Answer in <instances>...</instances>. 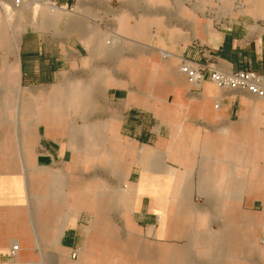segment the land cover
<instances>
[{"label": "crops", "instance_id": "0c3cea01", "mask_svg": "<svg viewBox=\"0 0 264 264\" xmlns=\"http://www.w3.org/2000/svg\"><path fill=\"white\" fill-rule=\"evenodd\" d=\"M110 1L89 0L102 15ZM119 1L116 40L43 8V25L0 45V260L12 243L25 260L36 241H55L80 264H264V105L207 74L192 86L178 69L186 58L264 75V26L228 14L219 28L174 0H148L154 15L143 16V0ZM195 162L199 192L221 195L208 208L215 223L224 211L225 231H208L188 179L175 180ZM121 172L123 192L94 180ZM116 208L135 223L125 217L124 238ZM79 210L93 218L83 246ZM179 237L190 244L171 248Z\"/></svg>", "mask_w": 264, "mask_h": 264}, {"label": "rangeland", "instance_id": "374dc122", "mask_svg": "<svg viewBox=\"0 0 264 264\" xmlns=\"http://www.w3.org/2000/svg\"><path fill=\"white\" fill-rule=\"evenodd\" d=\"M44 4L40 3L41 6H45L46 3L50 4V2H54V5L57 9V11L66 13L73 17L72 26L77 27L81 30L86 31L87 29H99L106 32L108 39V42L112 41V39L116 40L118 37V34H120V26L121 23L124 22V18L119 16L118 9L123 8V3L119 0H111L110 1V10L109 12H106V15L98 14L95 11H92L91 9L95 8L90 4L89 0H73V2L63 7V4L60 0H40ZM177 4H182L183 9L187 11H192L193 9L200 10L204 14L205 18L212 22L213 24H216L218 22H221L223 19H227L228 14L231 15H244L248 17L249 19H252L264 26V0H174L173 6L176 7ZM39 4L37 5H31L36 7H25L21 9H15L13 8L7 1L3 2L2 5H0V45H4V48H7V50L12 48L11 44L13 45L15 39L18 37V32L25 26H36V25H43L44 23H41L40 20L44 17V9L46 7H40ZM131 6H133V3H131ZM153 6V3L149 2L148 0H143L141 3V10L143 16H149L152 12H150V8ZM47 12L50 13V16H53L54 14L47 9ZM149 12V13H148ZM153 14V13H152ZM154 15V14H153ZM184 15V14H181ZM152 17V16H150ZM133 19V18H130ZM221 19V20H220ZM51 24V23H47ZM71 25V22L68 23ZM90 31V30H89ZM10 40V47H6L7 40ZM6 44V45H5ZM4 53V54H3ZM3 53H0L1 55H6V51H3ZM82 82H79V86H82ZM4 88V87H3ZM252 99H254L255 102H258L260 105H264V99L257 98L254 96H251ZM62 99H57V102L59 105H63L65 103H61ZM176 167V166H175ZM193 169H187L182 167H177L176 169V175L175 180L178 177H183L185 180L188 179V189L190 190L189 193V200L193 202V206L195 208H198L197 211L201 212L203 210L204 212H207L210 216L209 220L210 224L207 226L208 231L214 232V231H225L226 225L224 220L223 212L220 214L221 211L218 210V213L216 215L217 222L215 223V215L213 213H217V210L213 208H208L209 205L214 204L213 202L215 198L218 199V197H221L220 194H214L213 192H204L201 190L199 192L198 190V169H197V163H194ZM98 167H95L97 169ZM94 180H99L100 182L103 181L104 183H107L111 186V188L114 189H121L124 190V186L121 185L122 180H124L122 176L119 173L118 176H112L108 178H95ZM244 180V177H243ZM123 192V191H122ZM226 197H230L226 195ZM200 208V210H199ZM125 214H129V216H126ZM111 217L115 224H118V226L121 224L122 232L120 233V238L125 237L123 222H125V217L128 218L129 222H131L133 225L135 223L133 222L131 218V214L127 212L125 209H115L111 211ZM92 215L88 211H78L77 213V224L76 229L79 231L80 234V242L81 246L85 242L86 236H88L89 227L92 223ZM218 223V224H217ZM205 227H200L195 229V234L197 235L200 230ZM143 229V228H142ZM200 229V230H199ZM144 234H141L140 241L145 243H151L155 244L153 240H151L150 235L146 233V229H143ZM194 241L192 242V244ZM18 245V243H12V245ZM164 244V243H161ZM190 244L189 240L184 237H179L173 240L169 241V245L171 248H182L184 246H188ZM11 245V246H12ZM173 246V247H172ZM19 247V246H18ZM11 248V247H10ZM81 248V247H80ZM78 248V250H80ZM10 251V249H9ZM17 252V251H16ZM16 252L13 256L10 255L9 252V258L8 259H1L0 264H80L79 257L77 250L74 249L72 254H74V257L71 255V258L69 257L68 252L66 253L64 250H61L58 245L55 243V241H47L45 243L38 241L35 242V256L29 257L25 260H20L18 257L15 256ZM109 254H116L117 251L107 250ZM105 252V253H106ZM77 253V254H76ZM171 253V251H170ZM189 254L192 255H198V250H192ZM122 260V262L125 264L126 259H119ZM134 260V258H133ZM112 264L113 259H110ZM100 261H94L91 259V264H100ZM203 264H212V261L209 260L206 263Z\"/></svg>", "mask_w": 264, "mask_h": 264}, {"label": "built area", "instance_id": "2783aa9c", "mask_svg": "<svg viewBox=\"0 0 264 264\" xmlns=\"http://www.w3.org/2000/svg\"><path fill=\"white\" fill-rule=\"evenodd\" d=\"M7 1L13 8L21 9L34 5L40 0ZM49 5L55 6L54 2H50ZM63 7H66V3L63 4ZM225 24H227L225 20H221L216 26L223 28ZM178 69L186 76L192 86L198 87L205 80V74H207L208 80L222 89L241 91L248 95L264 99V75L253 70L225 71L219 67L200 64L186 58L181 59ZM17 250L18 246L15 244L12 245L9 251L10 255L13 256ZM72 256L74 257V254Z\"/></svg>", "mask_w": 264, "mask_h": 264}, {"label": "bare ground", "instance_id": "6f19581e", "mask_svg": "<svg viewBox=\"0 0 264 264\" xmlns=\"http://www.w3.org/2000/svg\"><path fill=\"white\" fill-rule=\"evenodd\" d=\"M5 1H7V0H0V5H2L3 2H5ZM7 2H8V1H7ZM40 3L44 4L42 1H39V2H36L34 5H37V4L40 5ZM30 6H31V5H30ZM31 7L33 8V7H36V6H31ZM40 7H46V8L49 9V11H51L52 13L58 12L55 6H53V5H49V4H47V3H46L45 6H41V5H40ZM93 260H94V259H93ZM89 261H90V260H89Z\"/></svg>", "mask_w": 264, "mask_h": 264}]
</instances>
